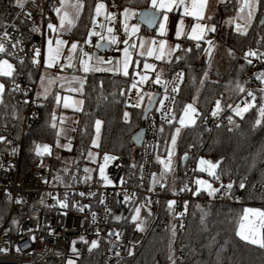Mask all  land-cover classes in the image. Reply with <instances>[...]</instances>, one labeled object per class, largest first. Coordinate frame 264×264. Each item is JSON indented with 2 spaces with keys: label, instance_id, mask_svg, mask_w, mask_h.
<instances>
[{
  "label": "trees",
  "instance_id": "obj_1",
  "mask_svg": "<svg viewBox=\"0 0 264 264\" xmlns=\"http://www.w3.org/2000/svg\"><path fill=\"white\" fill-rule=\"evenodd\" d=\"M82 1L83 11L68 35L69 39L79 41V51L97 0ZM149 1L120 0V3L122 7L136 8L137 18L139 10L149 8ZM238 4L239 0H224L209 19V23L215 27L222 26L224 35L223 41L220 40L218 45H215L213 63L207 58L205 41L195 42L183 37L180 39V49L160 65L163 81L168 80L178 70L184 71L185 79L174 107L175 121L162 126L164 130L160 132L153 162V174L156 179L162 178L166 183L164 191L167 193L176 192L188 184L194 175L188 171L199 165L201 156L213 163L219 162L216 171L224 177L223 184L233 183L231 195H223V189L215 195L222 201L190 203L183 228L181 220L173 217L172 208L168 204L170 200H162L158 217L153 221L144 243L127 264H172L171 253L179 241L183 242L184 247L180 264H264V248L241 239L237 234L246 204L264 208V123L255 125L256 119L259 118V103L245 113L243 118L233 113L231 122L228 119L211 126L196 121L194 125L184 128L177 142L178 157L173 171L164 172L162 164L157 160V156L161 159L165 157L178 118L189 102L196 99L197 106L205 110L220 101L221 112L230 114L228 105L240 95L239 92H234L237 89L236 84H246L247 73L252 67V63L249 64L245 59V53L249 50L264 52V0H259L256 14L247 32H238L231 22ZM19 9L16 0H0V28L14 20ZM174 18L173 13L170 17L171 24ZM143 31L152 34V30L145 26ZM171 34L170 29L168 35ZM197 43H200L199 48ZM186 49L191 51H185ZM226 49L230 51V56L226 59L227 64L220 66L218 62L222 56L221 50ZM7 57L14 62L16 72L13 78L3 77L6 88L3 103L0 104V136L4 139L0 141V153L10 148L11 141L20 140L21 137L25 107L20 103L16 90H12V84L21 78L25 86H32L38 75L32 58L23 60L21 64L20 60ZM254 58L248 57L251 60ZM141 67L140 64L139 70ZM133 70L134 65L127 77L109 71H98L87 76L81 93L84 105L75 111L78 117L76 125L72 127L74 136L70 147L59 144L61 136L54 116L60 110L55 100L57 90L48 93L47 98L43 94L37 95L39 116L23 138L22 173L30 172L39 165H47L50 181L54 183L100 182L99 161L107 153L113 157H126L124 178L129 183H137L141 155L132 136L143 126V113L148 103L141 108H134L127 102ZM263 93H260L259 100H264ZM125 112L130 114V122L125 120ZM97 120L102 121L99 147H95L98 161H92L88 153L94 148L92 141L97 135ZM38 145H49L50 154L38 155ZM185 153L187 159H184ZM85 169L92 171L85 172ZM202 174L204 173L197 172L198 176ZM209 177L213 181V187L221 188V183ZM241 183L245 185L243 189L239 187ZM200 195L209 196L206 190H202ZM146 200L144 197L139 200L142 206L143 217L140 220L144 221L143 229L153 219L157 206L156 201H152L149 215V210L144 207ZM9 206L8 197L0 192V228L7 220ZM124 222L135 226L130 218ZM86 242L82 244L80 264H107L109 240L100 239L96 248H91V241Z\"/></svg>",
  "mask_w": 264,
  "mask_h": 264
},
{
  "label": "built area",
  "instance_id": "obj_2",
  "mask_svg": "<svg viewBox=\"0 0 264 264\" xmlns=\"http://www.w3.org/2000/svg\"><path fill=\"white\" fill-rule=\"evenodd\" d=\"M56 1L27 0L24 8L19 9L16 18L0 28V42L5 44L8 52L15 53L14 56L7 54H0V56L7 55L17 60H25L27 58L33 59L35 49H39L41 52L38 58L40 63L35 64L38 69V75L34 84L25 86L21 78L12 84L13 87L19 86L16 92L20 103L25 107V112L20 140L11 141L10 148L0 153V192L6 194L10 202L7 220L0 228V249H7V251H0V264H68L69 260L73 264H80L82 244L85 241L99 242L100 239L109 240L107 264H127L128 260L136 255L144 243L153 221L158 217L162 200L175 201V204L171 207L173 217L181 220L182 228L186 221L190 203L222 200L216 196L192 194L198 187L195 184L197 178L208 180L213 184L211 178L207 176V172H203L204 174L200 176L197 175L199 165L188 171V173L194 174L186 185L191 191H181L183 189L181 188L176 192L167 193L164 191L166 183L163 180H160L154 187L151 186L154 172V155L159 145L160 129L163 125L169 124L167 122L169 118L175 117V103L185 79L184 71L178 70L168 80H165L169 82L167 95L171 99L165 100L164 110L161 111L159 101L164 99V86L163 82L159 84L154 82L158 65L155 55L150 58V62L154 65V70L150 71V79L143 84L137 83V88L133 89L131 87L132 83L134 81L138 82L139 79L138 76H132L127 93V102L130 106L136 103L137 93L144 96L143 106L148 103L147 94L154 96L160 93L157 103L142 126L145 128V136L141 145L138 146V151L141 155V166L137 183H129L124 178L127 158L123 156H114L117 159L111 161L109 172L111 178L115 180V185L113 186L104 185L101 182L54 183L50 181L49 167L47 165H39L30 172L22 173L21 153L23 138L39 116L37 88L39 78L44 70L43 52L47 22ZM98 3L106 5L105 12L107 13H116L122 8L120 0H97L96 4ZM26 13H31V18ZM94 18L96 21L95 31L103 35L106 33V27L111 25L116 28L119 34V51L112 52L113 48L111 46V49L102 50L99 53H102L106 58L113 56L114 59H119L121 48L124 45L123 41L127 37V34L122 29L120 15L109 20V18L106 19L102 15L95 17V12L93 11L81 49L93 57L91 61L94 63L95 53L98 52L96 45L99 44V37L92 36L91 43H85L89 32L94 28ZM34 28H39L40 30L33 31ZM5 31L9 34L10 39L4 37ZM13 44H16L15 48L12 47ZM259 54H264V52ZM156 55L158 54L156 53ZM81 56L85 57L82 52ZM64 58H66V54L62 56V59ZM61 65L62 63L60 62L58 70H65ZM263 66L264 58L255 57L252 59V67L247 73V82L244 86L245 92L240 93L231 104L232 108H235L238 104L243 106L242 102L245 100L250 101L251 97L247 95L249 91L256 96L255 104L259 103L260 106L264 104L263 99L259 100L261 89H264V83L256 78ZM178 73L183 74L182 82L177 76ZM173 84L178 86V92L172 91ZM232 108H228L230 114L219 111L213 117L211 113L215 110V105H211L205 110L198 107L195 120L216 126L223 121H227L229 117L233 118L234 111ZM201 158L208 160L204 156H201L199 160ZM220 177L221 179L218 182L224 183V177ZM222 190L223 188H220V191ZM82 192L85 193L84 196L80 195ZM126 193L129 196V202L127 203L124 201ZM142 197L147 199V203H144L145 209H151L153 206L152 201H156L157 206L153 213V219L143 231H140L136 229V226H131L124 220L127 218L131 219V216L134 215L133 209L138 206ZM17 201L22 202L18 203ZM41 201H43V204H41ZM60 201L65 202L68 206L66 208L61 207ZM185 201H187L186 210ZM81 208H83V211L80 210ZM21 214L23 215L19 219L18 217ZM93 214H95V221L93 220ZM116 216H121L123 219L117 221L115 219ZM14 217H17L18 220L15 224L10 225ZM112 231H114L113 234L111 233ZM116 233L120 234L119 239H117ZM33 236H35L34 242L31 239ZM73 247L76 248V252L72 251ZM17 248H19V251H17ZM129 252L132 254L129 255ZM183 253V242L179 241L173 252L172 261L174 260L175 264H180Z\"/></svg>",
  "mask_w": 264,
  "mask_h": 264
},
{
  "label": "snow or ice",
  "instance_id": "obj_3",
  "mask_svg": "<svg viewBox=\"0 0 264 264\" xmlns=\"http://www.w3.org/2000/svg\"><path fill=\"white\" fill-rule=\"evenodd\" d=\"M27 2V0H16V5L18 7H20L21 9L24 8L25 3ZM208 0H192L191 3V8H189L188 4L186 3V0H151V8L149 10H147L144 13H141L140 16L142 19L146 20V22L151 25L157 22V14L161 15L163 17V20L159 23V33L161 36L166 35V22L168 21L169 17H168V13L173 11V9H179L181 7H183V14L185 16H192L195 17L196 19V23L194 24V26H192L191 28V33H190V39L196 40V41H200L202 39H204V36L206 34V31H211L214 32L215 31V26H207L203 23H201L200 21L204 19V12H205V8L207 5ZM258 2L259 0H242V5L240 8V12L243 13L245 11V9L248 10V18L251 19L252 18V11L255 7L258 6ZM67 7H72L76 9V14L77 16L79 15L80 11L83 8V4L81 3V0H76L75 4L71 3V0H61V5L58 8H55L54 11L56 13V15L59 17V26L61 28L67 26H73L74 25V20L72 19L70 13L66 10ZM106 9V5L104 3H98L95 6L94 12H95V17H99L102 14H105L104 10ZM26 15L31 18V13H26ZM135 15L134 12H131L130 10L126 9L125 12L123 13L124 16V31L126 34H130V35H136L139 32L140 29V25L139 24H135V25H131L129 26V24L127 23L128 19L130 18V16ZM114 17L115 14H107L105 16L106 19H108L109 17ZM208 19H211V17H208ZM95 18L93 21L94 24V28L89 32V36L86 39L85 43H91V38L92 36H97L99 37L101 40H105L108 43L111 44H117L119 43V38L114 36V35H102L100 32L95 31ZM101 27H104L103 25H100ZM48 29H50L52 32H55L57 30V25L53 24L51 22H49L47 24ZM184 29V22L183 19H180L178 21L177 24V30L175 32V36L177 39H179L182 35H184L183 32ZM39 28H34L33 31H39ZM236 30L239 32L241 31V26L239 24L236 25ZM107 32L109 34L114 32V29L112 27H108L107 28ZM246 34V33H245ZM4 37L5 38H9V34L7 33V31L4 32ZM123 43L125 45H128V47H124L123 48V52H124V57L122 60V67H116V68H109V69H104V68H95L93 70L95 71H116V72H122V74L127 77L129 76V68L130 65L135 64V69H139L140 65L138 61H133L132 58V52L130 51V48L134 49L137 47V45H130L128 40H124ZM150 43V47H148L147 49H145V42L142 40L139 43V48H140V56H144L147 55L149 57L154 56L157 60H162L165 58V45L167 43L166 40H161L159 42V54L156 55L157 53V47H156V41L152 40L149 42ZM209 48L212 47L213 45V41L208 40L207 41ZM68 44L67 41L63 40V39H56L55 41H53L52 39L47 40V61L45 66L48 68L51 67H55L57 65V63L60 61L61 56H62V50L64 49V47H66ZM78 45H79V41H74L71 43L69 50V55L66 58L69 63H68V67L72 66L71 61L73 60V54L77 51L78 49ZM97 47H100L99 44L96 45ZM13 48L16 47V44L12 45ZM197 48H199V43H197ZM180 49V45L177 44L175 46V48H169L167 55L171 56L172 52L177 51ZM185 51L190 52L191 49H186ZM81 52L83 54V56L87 57V61L92 60V56H90L88 53L83 52V50L81 49ZM0 54H7V55H12L14 56L15 53L14 52H8L7 48L5 47V44L0 42ZM41 55V52L39 49H35L34 50V57L32 59V63L33 64H39V57ZM248 57H256V58H264V54H259L254 51V50H249L247 53H245V59L248 60V63L251 64L252 60L248 59ZM96 61L98 64L100 63H108L111 64L112 61H104L103 57L100 56H96L95 57ZM177 59H179V57H177ZM87 61H84V71L88 72L89 71V67H88V63ZM169 63L171 61H168ZM20 63H23V60H20ZM118 64L121 62H117ZM61 67H63V65H61ZM134 69V70H135ZM143 70H144V74H141L140 71H136V75L139 76V81L136 82L134 81L131 85V87L133 89L137 88V83L143 84L145 82H147L150 78L147 75V71L148 70H154V65L145 62L143 64ZM16 72V68L15 66L8 60V59H0V77H6V78H13L14 77V73ZM206 75V74H205ZM178 78L180 79V81L182 82L183 79V74L182 73H178L177 74ZM257 79H259L262 83H264V71L260 72L258 74V76L256 77ZM14 82V81H13ZM155 83L159 84L161 83V76L160 74L156 75L155 78ZM55 81L49 79L47 81V84L45 83V78L42 76L41 77V81H40V85L41 88L43 89V93L45 95V98H47V93H48V86L54 84ZM168 81H163V86H164V99L159 101L160 104V110L163 111L164 107H165V100H169L171 99L168 95H167V89H168ZM19 86L16 85L12 90H16ZM5 84L3 82H0V104L3 103V94L5 92ZM81 88H82V84H81ZM81 88H72L70 89V91H80ZM236 88L239 92L243 93L245 92V88L243 85H241L239 82H237L236 84ZM173 92H178L179 88L177 85L173 84V88H172ZM261 92H264V89H261ZM37 95L39 96L40 93H37ZM148 95V104L149 106L153 105L156 101L153 95L151 94H147ZM247 95L249 97H251V100H245L243 101V106L241 105H236L235 108H232V105H228L229 108H232V110L234 111L235 115L238 117L243 118L244 114L249 112L250 109H252L253 107H255V100H256V96L254 93H252L251 91H249L247 93ZM264 98V97H262ZM64 99V106L68 107V98L65 97ZM55 100L57 102H59L61 100V97L56 96ZM143 100H144V96L140 95L139 93H137V101L136 103L132 104L131 106L134 108H141L143 106ZM25 103H27V101H25ZM78 103H83L82 101H79ZM145 111H147V109H145ZM221 111V102L217 101L215 104V110L211 113V115L213 117H215L218 112ZM259 118L256 119L255 121V125L256 126H260L262 123H264V104H262L259 109ZM197 113V109L192 105V104H188L184 107L183 109V116L179 119V125L181 126H187V125H193L195 124V119L193 118V114ZM124 117L125 120L130 122V114L128 112L124 113ZM175 119V117H171L168 119V123L171 124L173 123V120ZM229 121L231 122L232 117L228 118ZM101 121L97 120L96 121V134H97V138L99 137V133H100V126H101ZM53 127H55V125L53 124ZM163 128L161 127L160 131L163 132ZM181 131L180 127H176L175 128V133L176 135H173L171 138V144L173 146L176 145V138L179 135ZM4 139V137L0 136V141H2ZM93 145L96 147H99V144L97 143V140H93L92 141ZM70 147V146H69ZM36 152L38 155H43L45 153L50 154V146L49 145H38L36 147ZM89 157H92L93 154L91 152L88 153ZM173 155V151L169 150L168 151V158L165 159H161L159 156H157V160L159 163H161L164 167L165 172H171L172 171V160L171 157ZM114 159H117V157H113L110 154L105 153L103 156V165H100L99 167V174L100 176L108 183L111 184L112 181L108 179L107 176H105V167L108 165L109 161H112ZM184 159H187V153H185ZM219 166V162L217 163H213L209 160H206L204 158H201L199 160V171L200 172H207L209 176H211L214 180L216 181H220L221 177L220 175L217 173L216 169ZM91 169H85V172H91ZM90 177H86V179H88ZM153 179V184L156 183V176L155 174H153L152 176ZM195 184L198 186L196 188L195 191L192 192L193 195H199L201 190H206L207 194L209 196H215L217 193L220 192V188H215L213 187L212 183H210L208 180L205 179H200L197 178L195 180ZM239 187L241 189H243L245 187V185L243 183H241L239 185ZM221 188L225 189L223 195H231V189L233 188V183H228L227 185H224L223 183H221ZM181 191H191V189H189L187 186H185L183 189H181ZM81 196H84L85 193H80ZM124 201L127 203L129 202V196L126 193L124 196ZM18 203H21L22 201H17ZM60 206L66 208L68 205L63 202L60 201ZM41 204H43V201H41ZM169 207H172V205L175 204V201H169L168 202ZM87 207V206H86ZM187 208V201H185V210ZM81 211H83V208L80 209ZM134 211V215L131 216V220L135 223L136 229L143 231V227L142 224L144 223L143 220H140V216H141V207H135L133 209ZM149 215H151V212L149 210ZM181 215H183V213H181ZM251 217V219H250ZM115 219L117 221L123 219V217L121 216H116ZM93 220L95 221V214H93ZM139 221V222H137ZM15 223V221H14ZM241 239L249 241L250 243L254 244V245H258L261 248H264V210H260V209H255V208H246L244 210V215L241 217L240 223H239V232L237 233ZM117 239H119L120 234L116 233ZM32 241H35V236L31 237ZM83 239V238H81ZM85 243H87L85 241ZM73 244H75V242H73ZM98 246L96 241H93L91 244V248H96ZM91 248L89 250H91ZM0 251H7V249H0ZM17 251H19V248H17ZM73 252H76V248L73 247L72 248ZM132 253L129 252V255H131ZM171 259V257H170ZM68 264H73V262L71 260L68 261ZM172 264H175V261H172Z\"/></svg>",
  "mask_w": 264,
  "mask_h": 264
},
{
  "label": "rangeland",
  "instance_id": "obj_4",
  "mask_svg": "<svg viewBox=\"0 0 264 264\" xmlns=\"http://www.w3.org/2000/svg\"><path fill=\"white\" fill-rule=\"evenodd\" d=\"M71 3H72V4H75V3H76V0H71ZM81 3L83 4V1H82V0H81ZM186 3L188 4L189 8H191L192 0H186ZM209 3H210V0H208L207 5H206V8H205L204 19L201 20L200 22L210 27V26H212L213 24H209V23L207 22ZM60 5H61V0H57L56 3H55L54 9L60 7ZM241 5H242V0H239V4H238L237 10H236V14H237V15H236V17H235V19H234V20H235V21H234V24H235V27H236L237 24H239V25L241 26V31H240V32H247L248 29H249V27H250V24H251V22H252V19H253L254 15L256 14V11H257L258 6L255 7V8L253 9V11H252V18L249 19V18H248V10H247V9H245V11H244L243 13L240 12ZM149 8H151V0L149 1ZM54 9H53V11L50 13L49 20H48L47 24H48L49 22H51V23H53V24H56V25H57V30H56L55 32H52L50 29H48V27H47V29H46V40H45L44 52H43V56H44L43 66L45 67V69L42 71V74H41V76H40V78H39V83H38V88H37V93H38V91H39L40 95H41V94L44 95V93H43V89L41 88V85H40L41 77L43 76V77L45 78L46 75H47V70H50V69H53V68L58 69V66H59V64H60V61H59L55 67L48 68V67L45 66L46 61H47V40L52 39L53 41H55L56 39H63V40H65V41H67V42H68L67 46L64 47V49L62 50V54L65 53L67 56L69 55V50H68V49L70 48L71 43L74 42V41H77V40H75V39H69V36H68L69 33H70L71 30H72V27H73L74 25H73V26H67V25H66L65 27L61 28V27L59 26V17L56 15ZM126 9L130 10L131 12H134L135 14H136V12H137L136 8H133V7H130V6H123L118 12L114 13V14H115L114 17H111V16H110V18H109V20H112V19L116 18L118 15H120V17H121V21H122V29H123V30H124V23H125L123 13L125 12ZM63 10H66V11H68V12L70 13V15H71V17H72V19L74 20V23H75V21H77V20L79 19L80 15H81V13H82V11H83V8H82V10L80 11V13H79L78 16H77V14H76V9H75V8L67 7L66 9H63ZM139 12H140V10H139ZM173 13H174V17H175V18L172 20V24H171L170 17H171V14H173ZM112 14H113V13H112ZM168 17H169V19H168V21L166 22V35L161 36L160 33H159V23L163 20V17L161 16V19H160V21H159L157 27H156L154 30H152V34H153V36H154L153 38H148V37H147V36H148V35H147L148 33H146V32L143 31V25H141V24L136 20L137 18L135 17V15L130 16V18L128 19L127 23L129 24V26H131V25H135V24H139V25H140L139 32H138L136 35H130V34H128V36L126 37L125 40H128L130 45H137V47L134 48V49L130 48V51L132 52V58H133V61H138V62H139V65H140V59L142 60V67H141L142 69H143V64H144L145 62L149 63V59H148V58H151V57H153V56L149 57V56H147V55H144V56H140V55H139V53H140V48H139V43H140V41L143 40V41L145 42V49H147L148 47H150V43H149V42L152 41V40H155V41H156V47L158 46V42H159V40H161V39L166 40L167 43H166V45H165V58H164V60H167V59H168L167 52H168V49L170 48L169 43H170V42H175V43L178 44V41H177L178 39H177L176 36H175V32H176V30H177V24H178V21H179L180 19H183V22H184V29H183L184 35H182L180 38H182V37H184V36H187V37L189 38V37H190V33H191V28H192V26H194V24L197 22L196 19H195V17H192V16H185V15L183 14V7L179 8V9H175V8H174L173 11H171V12L168 13ZM109 27H112V28L114 29V32L111 33V34H109V33L106 31V33L103 34V35H105V36H108V35H114V36H116V37L119 38V34L117 33L116 28H115L114 26H111V25H109ZM221 27H222L221 25H217V26L215 27L214 36H213L214 38H213V40L211 39V41H217V42H219L220 40L223 41V39H224V35H223V33H222V28H221ZM170 29L173 31L172 34H173L174 39H169V38H168V32H169ZM208 35H210V34H209V31H206V34H205V36H204V39H202V41H204V40L208 41V40H207V36H208ZM149 36H150V35H149ZM180 38H179V39H180ZM99 40H101V39L99 38ZM191 40H193V39H191ZM146 41H148L147 44H146ZM193 41L198 42V41H196V40H193ZM113 46H114V48H113L112 52H114V51H119V49H120L119 43H117V44H113ZM79 47H80V45H78V48H79ZM124 47H128V45H125V44H124L123 47L121 48V55H120L119 59H117V62L119 61V62H121V63H119V64L117 63V64H118V65H117L118 67H122V60H123V57H124V52H123V48H124ZM158 49H159V47H158ZM77 50H78V49H77ZM214 50H215V47H214V49H213V47L209 48V45H208V43H207V51H206V55H207V58H208V57L210 58V63H213V62H214V59L212 58V56H215V54H216ZM76 52H77V51H76ZM76 52L73 54V57L76 55ZM157 54H159V51H157ZM172 54H173V53H172ZM220 54H222V56L220 57L218 64H219L220 66H224V65L227 64L226 59H227V56H228L229 54H227L226 50H221V53H220ZM0 59H8V60L14 65V62H13L9 57H7V56H0ZM221 59H222V60H221ZM60 60H61V59H60ZM109 60L113 62V60H115V59H114L113 56H110V57L108 58V60H106V61H109ZM61 61H62V60H61ZM84 61H87V60H86V58L82 57V58H81V64H82V67H83V68H84V66H85V65H84ZM68 62H69V61H68L67 59L64 60V61H62L63 68H64L65 66L68 65V64H67ZM87 63H88V67L90 68V66H89L90 64H89L88 61H87ZM210 63H209V64H210ZM132 65H134V69H135V64H132ZM132 65H130V68H129V74H130V69H131ZM63 68H61V69H63ZM139 68H140V67H139ZM209 69H210V68H208V73H209ZM137 70L140 71L139 69H135V70H133V73H132L133 76H137V75H136V71H137ZM262 71H264V69H261V70H260V72H262ZM58 73H60V72H58ZM121 73H122V72H121ZM147 75H148V72H147ZM51 79H52V77H51ZM47 81H48V78H47V80L45 81L46 84H47ZM0 82H3V83H4L3 77H0ZM4 84H5V83H4ZM51 90H52V87H51V85H50V86H48V93H50ZM48 93H47V94H48ZM263 94H264V93H263ZM65 97L68 98V104H72V102L74 101V98H75L73 94L71 95V94H69L68 92H66L64 98H65ZM263 97H264V96H263ZM63 102H64V99H63ZM194 103H195V101H193V102H191V103H189V104H192V105L196 108V106H195ZM263 103H264V101H263ZM57 114H58V115H57ZM54 116H55V118H56V123H57V125H58V127H59V133H60V136H61V138L59 139V144H60V146L68 147V146L71 144V142H70V135H71V133H72V131H71V130H72V127L70 126L71 123H68V122L64 123L65 121H62V118L65 117V115L63 114V112H61V110H58V111L54 114ZM58 116H59V117H58ZM66 116H67V119L69 120V119H70V118H69V115H66ZM182 116H183V113H182ZM68 120H67V121H68ZM99 121H101V120H99ZM101 122H102V121H101ZM101 125H102V123H101ZM178 127L181 128V131H180L179 135H178L177 138H176V145L174 146V149H173L172 144H171L170 147L168 148V151H169V150H172L173 153L175 152V149L177 148V142H178V140H179V138H180V135H181V133H182V130H183V128H184L185 126L178 125ZM95 128H96V126H95ZM100 128H101V126H100ZM100 130H101V129H100ZM175 135H176V134H175ZM99 138H100V137L97 138V135H96V137H95L94 140H97V143H98V142H99ZM93 147H94V148H92V149L90 150V152L93 154V156H92V157H89V155H88V157H89V159L92 160V161H98V160H97L98 155H97V151H96V149H95L96 146L93 145ZM168 151H167V153H166V155H165V157H164L165 160L168 158ZM171 160H172V162L174 161V160H173V155H172V157H171ZM100 165H103V159H102L101 161H99V167H100ZM110 165H111V161H109L108 165L105 167V176H107L108 179L112 181V183H111V184H108V183H107V182H106L101 176H100V182L103 183L104 185H110V186H113V185H115V180L112 179L111 176H110V172H109V167H110ZM210 183H211V182H210ZM145 203H147V202L145 201ZM137 207H141L140 203L138 204ZM246 208H255V209L264 210V208L261 207V206L251 205V204H246V205L244 206V210H245ZM142 215H143V214H142V210H141V216H140V218L143 217ZM243 215H244V211H243ZM243 215H242V216H243ZM250 219H251V217H250ZM17 220H18V218H17V217H14L13 220L11 221L10 225L15 224ZM14 221H15V223H14ZM238 232H239V227H238ZM98 243H99V242H97V244H98ZM89 244L91 245L92 242L89 243Z\"/></svg>",
  "mask_w": 264,
  "mask_h": 264
},
{
  "label": "crops",
  "instance_id": "obj_5",
  "mask_svg": "<svg viewBox=\"0 0 264 264\" xmlns=\"http://www.w3.org/2000/svg\"><path fill=\"white\" fill-rule=\"evenodd\" d=\"M224 0H210V3H209V7H208V17H212V15H213V13H214V11H215V9L218 7V5L221 3V2H223ZM104 12H105V10H104ZM112 13H114V12H110V13H107V12H105V14H102V16H106L107 14H112ZM236 13H235V15L233 16V18H232V24H233V26L235 27V24H234V19H235V17H236ZM138 16V15H137ZM208 17H207V22L209 23V19H208ZM110 18V17H109ZM76 22V21H75ZM75 24V23H74ZM209 24H211V23H209ZM98 25H99V23H98ZM109 27V25L106 27V31H107V28ZM236 28V27H235ZM173 32V31H172ZM209 34L210 35H208L207 36V40H213V36H214V33L213 32H211V31H209ZM148 36V38H153L154 36H153V34H150V33H148L147 34ZM150 35V36H149ZM127 36H128V34H127ZM184 37H187V36H184ZM168 38L169 39H174V37H173V34H171L170 36L168 35ZM183 38V37H182ZM181 39V38H180ZM180 39H178L177 41H178V44L180 43ZM190 39V38H189ZM100 41H105V40H99V42ZM200 41H202V40H200ZM205 41V43L207 44V41L206 40H204ZM199 42V41H198ZM148 43V41H146V44ZM112 45V48H114V46H113V44H111ZM177 45V43H175V42H170L169 43V46H170V48H175V46ZM215 45H218V43H217V41H213V45H212V47H213V49H214V47H215ZM79 49L80 48H78V50H77V52H76V55L73 57V60L71 61V63H72V66L71 67H68V66H65L64 68H65V70H58V69H55V68H53V69H50V70H47V75H46V77H45V81L47 80V78H48V80L49 79H51V77H52V79L51 80H54L55 81V83L54 84H52L51 85V87H52V90H54V89H56L57 91H56V96H59V97H61V100L59 101V102H57V104H58V106H59V109L61 110V112H63V114L65 115V117H63L62 118V121H65L64 123H66V122H68V123H71L70 125H71V127H74L75 125H76V119H77V117H78V115L75 113V111L76 110H80L82 107H83V105H84V98H83V96H82V89H83V84H84V82H85V80H86V78H87V76L88 75H90L91 73H95V72H98V71H95V70H93V69H95V68H97V67H99V68H104V69H109V68H116V67H118L117 65V59H115V60H113V62L111 63V64H108V63H100V64H98L97 63V61H96V59H95V62L94 63H92V61L90 60V61H88L89 62V66H90V68H89V71L88 72H85L84 71V68L82 67V64H81V58H82V56H81V52L79 51ZM102 51V50H101ZM226 52H227V54H229L227 57H229L230 56V51L228 50V49H226ZM173 54H171V56H168V59L167 60H169L173 55H174V53H175V51L174 52H172ZM65 53H63L62 54V56L64 55ZM62 56H61V60L62 61H64V60H66V58L68 57L67 55H66V58H64V59H62ZM96 56H100V57H103V59H104V61H106V60H108V58H106V56H104L102 53H95V57ZM84 58H86V60H87V57H84ZM149 59V63L150 64H152L151 62H150V58H148ZM60 60V62L62 63V61ZM43 61H44V59H43ZM163 61H166V60H164V59H162V60H158V65H157V68H156V75H157V73L158 74H160V76H161V82L163 81L162 79V70H161V67H160V65L163 63ZM69 63V62H68ZM67 63V64H68ZM140 64H141V66H142V60L140 59ZM44 69H45V67H44ZM150 71L151 70H148L147 72H148V76L150 77ZM58 72H60V73H58ZM109 72H112V73H115V74H120V75H123L121 72H116V71H109ZM140 72H141V74H144V70L141 68V70H140ZM138 79H139V76H138ZM81 84H82V88H81ZM243 86H245V84H243ZM72 88H81V90L80 91H70V89H72ZM51 90V91H52ZM234 91V90H233ZM66 92H68L69 94H73L74 95V101L72 102V104H69V106L68 107H65L64 106V102H63V98H64V96H65V94H66ZM235 93H238L239 91L236 89V91H234ZM233 92V93H234ZM239 94H240V92H239ZM79 101H82L83 103H78ZM193 101H195V106H196V109L198 108V106H197V102H196V99L195 100H193ZM193 101H191V102H193ZM191 102H189V103H191ZM188 103V104H189ZM187 104V105H188ZM148 105V104H147ZM183 113V112H182ZM182 113H181V115L179 116V118H178V123H177V125H176V127H178V125H179V119L182 117ZM196 114V113H195ZM195 114H193V118L195 119ZM58 115V114H57ZM66 115H69V120L67 119V116ZM59 117V116H58ZM68 120V121H67ZM195 122H196V120H195ZM194 125V124H193ZM188 126H192V125H187V126H185L184 128H186V127H188ZM101 127H102V125H101ZM184 128H183V130H184ZM101 129V128H100ZM182 130V131H183ZM72 131V133H71V135H70V141H71V139L73 138V136H74V131L73 130H71ZM176 133H175V131H174V134L173 135H175ZM170 145H171V143H170ZM170 145H169V147H170ZM177 157H178V155H177V148L175 149V152L173 153V162H172V171L175 169V167H176V164H177ZM164 159V158H163ZM162 169H163V171L165 172V170H164V167H163V165H162ZM160 180H163L162 178H160V179H156V183L155 184H153V179H152V182H151V186L152 187H154Z\"/></svg>",
  "mask_w": 264,
  "mask_h": 264
},
{
  "label": "water",
  "instance_id": "obj_6",
  "mask_svg": "<svg viewBox=\"0 0 264 264\" xmlns=\"http://www.w3.org/2000/svg\"><path fill=\"white\" fill-rule=\"evenodd\" d=\"M149 9H150V8H143V9H141L140 12L138 13L137 21H138L141 25L147 27L148 29H150V30H154V29L157 27V25H158V23H159V21H160V19H161V15L157 14V22L154 23V24H151V25H149V24L146 22V20L142 19L141 16H140L141 13H144V12H146V11L149 10ZM99 45H100V47H98V52L101 51V50H109V49H111V46H112L111 43H108L107 41H100V42H99ZM98 52H97V53H98ZM258 54H259V53H258ZM159 97H160V93L155 94V95H154V98H155V101H156V102H155L153 105H151V106H149V104L146 106L145 109H147V111L144 110V113H143V122L147 119L148 114H149L150 111L154 108V106H155V104L157 103ZM144 136H145V128H144V127H141L140 129H138V130L133 134L132 139H133V141L136 143V145L139 146V145H141V143H142V141H143V139H144ZM111 233L113 234L114 231H112ZM171 256H173V253H171Z\"/></svg>",
  "mask_w": 264,
  "mask_h": 264
}]
</instances>
